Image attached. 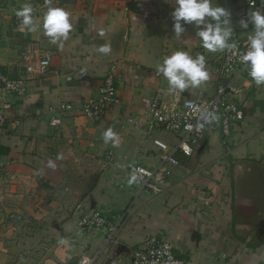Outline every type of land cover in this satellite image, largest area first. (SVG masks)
<instances>
[{
  "label": "crops",
  "instance_id": "1",
  "mask_svg": "<svg viewBox=\"0 0 264 264\" xmlns=\"http://www.w3.org/2000/svg\"><path fill=\"white\" fill-rule=\"evenodd\" d=\"M35 1L0 0L4 73L20 74L27 45L52 52L47 74L31 80L26 93L0 92V106L8 105L0 131V264H22L24 249L30 253L24 264H83L84 258L105 264L109 257L130 258L154 233L175 241L185 264H264V85L254 82L234 97L245 117L233 123L230 137L209 130L191 157L176 152L180 165L153 194L128 181L132 166L159 164L153 137L176 142L174 135L146 131L144 101L159 96L170 104L172 91L157 67L177 50L204 54L209 80L177 90L185 98L212 97L219 52L200 46L194 24L175 37L174 0H62L73 29L56 44L42 29L44 5L34 13L41 24L36 32L14 22L15 12ZM213 4L231 13L239 37L249 33L252 24L240 27L235 0ZM103 44L111 51H96ZM111 65L119 103L91 121L80 104L97 94ZM59 103L71 109L58 112L61 122L51 126L48 107ZM109 128L114 135L105 137ZM91 210L109 220V231L78 225L77 216Z\"/></svg>",
  "mask_w": 264,
  "mask_h": 264
},
{
  "label": "built area",
  "instance_id": "2",
  "mask_svg": "<svg viewBox=\"0 0 264 264\" xmlns=\"http://www.w3.org/2000/svg\"><path fill=\"white\" fill-rule=\"evenodd\" d=\"M235 1L238 3L237 17L239 19L247 20L248 13L257 9H261L264 13V0H255V7L252 5V0ZM62 4V0H53V5L56 7H62ZM39 5L45 6V0L35 1V4L32 5L33 15ZM14 22L20 23L16 12ZM253 28L254 25L252 24L249 33L244 38L239 37L238 31L234 29L233 39L238 42V49L218 53L216 57L218 68L215 93L212 97L196 95L185 98L176 89L171 92L170 104L163 105L159 96L144 101L143 107L149 113L146 131L151 133L159 130L174 135L176 142L174 145H168L160 138H152V143L159 156V164L151 169L141 165H135L129 169L130 178L133 174L136 175L133 183L138 188L153 194L161 193L163 186L168 183L180 165L179 159L175 157L176 152L181 153L185 158H189L207 131L218 130L226 139L232 133L233 123L244 119L245 112L241 105L234 100V97L245 93L254 84L239 58V53L247 51V39ZM51 57V51H38L35 47L27 45L21 52L20 66L22 71L17 77H9L0 68V92L15 95L26 93L28 83L31 80H37L47 74ZM113 71L114 65H111L98 88L97 94L86 97L80 104L82 114L91 121H97L109 106L119 103ZM7 106L6 104L0 106V131L7 124ZM69 109H71V105L68 103L50 105L48 112L52 116L49 119V125H58L62 119L58 112H66ZM205 110L207 112L205 118L202 119L200 114ZM189 125L191 130L187 129ZM184 144H187L189 151L186 152L181 147ZM110 157L111 153H108L106 158L109 159ZM138 169H143L144 172H138ZM77 217L80 227L95 231L110 230L109 220L96 210H91L88 214ZM10 218L18 221L21 216L11 215ZM108 238L111 242H116L112 235H108ZM175 250V241L159 233H154L147 236L142 245L133 251L130 258L109 257L105 264H185V261L176 255ZM81 262L90 264L91 260L84 258Z\"/></svg>",
  "mask_w": 264,
  "mask_h": 264
},
{
  "label": "clouds",
  "instance_id": "3",
  "mask_svg": "<svg viewBox=\"0 0 264 264\" xmlns=\"http://www.w3.org/2000/svg\"><path fill=\"white\" fill-rule=\"evenodd\" d=\"M255 7V0H252ZM47 11L43 15L42 29L44 34L51 38L56 44L57 40H67L73 29L70 22L71 13L61 7L53 5V0H45ZM174 10L171 13L173 19V31L177 39H180L186 28L184 25H193L198 29L196 36L201 42V47L207 52L216 53L225 50L233 51L238 49V42L233 39L234 29L231 23V13L225 7L213 4V0H174ZM34 9L30 3L16 11L20 19L18 30L36 32L41 28L33 15ZM183 22V24H182ZM249 23L254 25L252 33L247 39V51L239 53V58L248 75L257 86L264 85V13L261 9L248 13V19H241L239 25L247 29ZM202 26V27H201ZM99 34L104 35L103 29ZM62 47V45H60ZM96 51L108 53L111 47L103 44ZM236 54V53H234ZM158 73L166 78L168 91L178 89L183 92L185 89L199 88L209 80V70L204 54H197L195 57L187 51L177 50L171 55L163 58V62L157 67ZM207 110L201 112L200 118H205ZM218 119V117H217ZM191 130V126H187ZM105 137L114 135L111 129L105 132ZM186 152L189 151L187 144L181 146ZM49 167H55L49 161ZM138 172H144L138 169ZM136 179L133 174L128 183L131 185Z\"/></svg>",
  "mask_w": 264,
  "mask_h": 264
},
{
  "label": "rangeland",
  "instance_id": "4",
  "mask_svg": "<svg viewBox=\"0 0 264 264\" xmlns=\"http://www.w3.org/2000/svg\"><path fill=\"white\" fill-rule=\"evenodd\" d=\"M23 251H24V252H23ZM29 254H30V253H27L25 249L19 252L18 256L21 258V262H22V264H24V263H23V261H25L24 258H27V255H29ZM25 264H27V263H25Z\"/></svg>",
  "mask_w": 264,
  "mask_h": 264
}]
</instances>
